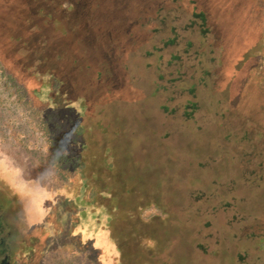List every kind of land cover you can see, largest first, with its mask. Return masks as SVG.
<instances>
[{"label": "rangeland", "instance_id": "374dc122", "mask_svg": "<svg viewBox=\"0 0 264 264\" xmlns=\"http://www.w3.org/2000/svg\"><path fill=\"white\" fill-rule=\"evenodd\" d=\"M73 11L58 46L76 63L63 55V68L155 130L138 156L154 162L170 214L154 219L165 215L150 205L141 217L168 264H264V0H75ZM43 119L0 64V264H119L106 213L56 164Z\"/></svg>", "mask_w": 264, "mask_h": 264}, {"label": "trees", "instance_id": "16d2710c", "mask_svg": "<svg viewBox=\"0 0 264 264\" xmlns=\"http://www.w3.org/2000/svg\"><path fill=\"white\" fill-rule=\"evenodd\" d=\"M74 4L75 0H2L0 64L8 80L42 109L46 119L41 129L54 143L56 164L74 169L83 179L80 188L88 193V203L106 213L103 228L115 244L119 264H168L169 252L160 249L159 234L148 231L151 227L141 217L150 205L165 215L154 219L166 222L170 214L151 175L154 162L138 156L155 130L144 129L147 115H127L116 103L112 107L110 95L90 97L85 84L63 68V55L68 63H76L58 46L59 34L68 39L66 23L75 15ZM83 69L89 71V66ZM63 111L67 115L60 117ZM131 121L138 123L132 127Z\"/></svg>", "mask_w": 264, "mask_h": 264}, {"label": "flooded vegetation", "instance_id": "af4514ba", "mask_svg": "<svg viewBox=\"0 0 264 264\" xmlns=\"http://www.w3.org/2000/svg\"><path fill=\"white\" fill-rule=\"evenodd\" d=\"M2 264H4L3 261H2Z\"/></svg>", "mask_w": 264, "mask_h": 264}]
</instances>
